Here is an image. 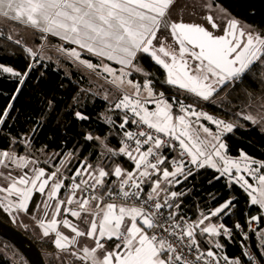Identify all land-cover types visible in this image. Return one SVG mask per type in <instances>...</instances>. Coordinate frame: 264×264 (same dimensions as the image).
I'll use <instances>...</instances> for the list:
<instances>
[{
  "label": "snow or ice",
  "instance_id": "1",
  "mask_svg": "<svg viewBox=\"0 0 264 264\" xmlns=\"http://www.w3.org/2000/svg\"><path fill=\"white\" fill-rule=\"evenodd\" d=\"M174 5L175 0H0V15L76 45L71 48L60 45L58 51L93 73L109 74L112 77L110 82L123 92L115 109L124 111L119 124L124 130V140L118 150L109 148L108 152L112 156L122 154L128 157L134 167L129 171L116 165L111 175L117 178L118 183L112 181L109 184L106 178L110 172L85 160L70 177V194L65 200L60 198L61 189L67 187L61 173L63 160L61 166L49 173L44 167H37V161L27 155L0 150V167L7 169L11 165L28 169L31 166V174L25 171L14 176L11 171H0V178L7 181V184H0V193L4 194L0 196V208L14 221L21 213L31 215L44 237L54 236L53 243L57 249L71 251L85 264H199L201 261L203 264H219L220 258L215 252L200 250L197 232L201 236L223 234L230 237L231 229L212 223V218L219 217L221 213L229 214L234 207V197L207 214L202 212L196 221H186L183 216L177 218L176 211H168L167 215L162 211L179 209V203L173 201L183 195L169 192L165 185L182 183L193 175V168L198 170L208 166L216 169L220 176L229 178L230 184L235 183L244 189L250 198V205L259 206L261 210L260 214L248 218L249 227L253 222L264 220V161H257L244 153H241L240 159L229 157L223 140L226 134L240 125L197 110L193 104L177 101L175 97L170 103L163 92L155 91L152 80L147 78L149 73L137 63L138 56L147 54L166 71L165 83L202 101H210L214 95L242 81L258 64L264 66V36L246 32L235 19H227L221 29L211 14L206 17L208 27L182 20L172 21L168 17ZM213 30L223 34L216 35ZM169 37L178 45V50L165 45L164 41ZM8 39L13 38L9 36ZM41 39L47 40V36L42 35ZM14 43L21 45L22 41L15 39ZM25 51L33 59L42 55L40 51L26 46ZM85 54L100 58V63L84 59ZM105 58L122 66L119 75L116 69L103 63ZM34 66L29 64L28 69L21 73L11 66L0 64V74L18 78L16 93L0 114V125L8 118L13 102ZM133 71L143 72V84L127 78ZM104 78L107 80V76ZM127 87L134 91L129 93ZM104 98L107 99V95ZM149 104L155 105V108L150 110ZM174 104L177 107L175 112ZM240 115L253 124L264 123V115ZM76 116L87 119L79 112ZM201 119L215 125L216 131L200 124ZM129 122L140 130L133 132L125 129ZM85 138L100 139L92 134ZM21 142L29 146L31 143L27 137ZM176 142L179 145L178 155L172 157L170 167L173 170L169 171L168 167H163L169 158L162 154V149L176 150ZM71 155L68 154L69 157ZM243 173L252 177L255 184L250 183ZM145 187L149 189L147 192ZM35 193L47 197L43 202L44 218L38 219L35 214L29 213ZM117 196L139 203H116ZM105 198L109 202H105ZM92 202H95L94 208L91 207ZM34 208L41 209V205L37 203ZM62 209L63 213L86 224L87 231L73 224L66 215L57 219L61 217ZM82 213L87 215L82 218ZM88 216H91L90 220ZM205 221L208 223L205 224ZM60 225L70 229L74 235H65L59 230ZM235 228L242 229V226L236 223ZM149 230L153 231L150 233ZM258 235L264 255V228L258 230ZM85 236L94 241V246L76 248L79 238ZM169 237H175L180 244L173 243ZM109 242L111 249L106 247ZM181 245L189 252L195 249V259H188ZM216 247L221 248L222 245L217 243ZM98 252L103 255L98 256ZM245 255L252 264H260L251 251H246ZM223 259L227 264H241L239 258L230 260L225 256Z\"/></svg>",
  "mask_w": 264,
  "mask_h": 264
},
{
  "label": "trees",
  "instance_id": "2",
  "mask_svg": "<svg viewBox=\"0 0 264 264\" xmlns=\"http://www.w3.org/2000/svg\"><path fill=\"white\" fill-rule=\"evenodd\" d=\"M212 1L221 5L234 18L256 28L259 34L264 36V0ZM41 34L38 30L10 18L0 21V64L11 66L21 73L28 69L29 64L35 65L13 102L8 118L3 125H0V150L25 151L46 161L48 168L50 165L52 168L57 164L61 166L63 160L64 165L61 168L64 167L62 171L66 174L75 172L85 160L89 164H100L110 172L106 179L111 184L116 180V177L111 175V170L116 165L129 171L134 167L128 157L122 154L112 156L108 152L109 148L118 150L122 146L121 133L111 121L121 120L123 115L119 110H111L109 101L93 89L90 82L93 76L91 70L66 56H59L60 58L53 56L41 62H34L25 51V46L43 53L46 47L41 48V46L45 42L49 43L47 46L51 48L47 47V51L50 55H54L52 46L56 47L57 44L65 43L63 45L65 48L75 47L47 33H45L47 40H42L39 37ZM9 36L13 39L9 40ZM15 39H20L21 45L15 44ZM83 58L90 59L94 64L100 63L98 57L90 54H85ZM137 63L149 73V79L152 80L155 91L163 92L170 103L175 97L177 101L183 100L240 125L232 133L223 137L227 144L228 155L238 157L244 153L257 161H264V123L253 124L240 115L241 113L258 115L256 107H260L259 104L264 100V66L258 64L242 81L214 95L210 101H202L190 93L165 83L166 71L147 54L138 56ZM132 77L136 79V75L132 74ZM17 87L18 78L10 74H0V114L7 108ZM254 105L255 108L252 107ZM173 109L177 110L175 104ZM77 112L86 116L87 119L78 118ZM88 134L100 139L87 140L85 137ZM24 137L30 138V146L21 142ZM69 153L72 154L71 157L68 156ZM169 165L170 163L167 162L164 166ZM193 170V175L188 176L172 189L177 193H183L173 201L180 205L179 209H172L178 213L177 218L183 216L186 221H196L202 212L207 214L209 210H214L232 197L235 198L234 207L229 214L221 213L219 217H215L217 222L221 221L225 215L222 219L223 223L232 226L237 222L246 223L249 217L260 214L259 206L250 205V198L244 189L235 183L230 184L229 179L226 176H220L216 169L206 166L198 170L193 168ZM37 197L38 194L33 197L31 210ZM0 219L16 226L2 208H0ZM262 226H264V220L261 221ZM16 227L37 244L46 264H66L58 260L59 250L53 243V237L38 238L31 230ZM252 238L255 249L261 254L256 231L252 232ZM197 240L203 249L211 248L206 235L201 236L198 233ZM218 241L222 245L218 252L230 260L239 258L241 264H248V259L243 253V240L239 234H233L230 237L221 234L218 236ZM0 243L16 255L0 253V264H17L15 258L19 254L23 256L20 250L1 236ZM23 258L25 259L24 256ZM68 264H85V262L73 259Z\"/></svg>",
  "mask_w": 264,
  "mask_h": 264
},
{
  "label": "rangeland",
  "instance_id": "3",
  "mask_svg": "<svg viewBox=\"0 0 264 264\" xmlns=\"http://www.w3.org/2000/svg\"><path fill=\"white\" fill-rule=\"evenodd\" d=\"M211 4L212 7L209 8L207 7V5ZM211 14L213 16V18L220 24V27L221 29H223L226 25V20L227 19H235L237 21L240 22V25L244 28V30L247 32V31H252L254 33H258L259 34V31L254 28L253 26L239 20V19H236L234 18L226 9H224L221 5H218V4H215L213 3L212 0H175V5L174 7L170 10V14H169V19L172 20V21H180L182 20L183 22H186V23H192V24H200L202 26H205V27H208V23H207V20H206V17ZM0 21L4 20L6 17H4L3 15H0ZM223 17V18H222ZM211 30V29H210ZM214 31V30H213ZM217 32H222V31H219L217 30ZM43 36L45 35V33H42ZM41 35H39V37L41 38ZM159 35V33H158ZM46 36V35H45ZM169 40V39H168ZM170 41V40H169ZM168 41V42H169ZM49 43H44L42 46L43 47H46L45 48V51H43L42 55L41 56H38L37 58L33 59L34 62H41L43 61V59H49V58H53V56H57L58 58H60L59 56H64L62 55V53L60 51H58V48L60 46V44H57L59 46L56 45V47L52 46V51L54 53V55H50V53H48L47 51V47L48 49H50L51 47L47 46ZM63 45L65 43H62ZM173 43H171L170 45H172ZM175 45V44H174ZM173 46V45H172ZM75 47H77L75 45ZM44 49V48H43ZM48 53V54H47ZM100 59V58H99ZM93 63V62H92ZM103 63L105 64H109L112 68L116 69L117 70V75H119V69L122 67V66H119V67H114L112 66L111 63H108L107 60H103ZM84 69V68H83ZM85 70V69H84ZM130 70V69H129ZM86 72V71H85ZM146 72V71H145ZM91 74L93 76H91L92 80L90 81L91 84H92V87L95 91H97L98 93H101V95L103 97H105V95H107V100L109 101L110 103V109L113 110V111H117L119 110V112L122 113V115H124V111L121 110V109H115V104L122 98V95H123V92L117 88L115 85H113L110 81L112 79V77L109 75V74H102V75H95L94 73H92L91 71ZM133 75H136V79H133L132 75L127 77L128 79H131L133 81H139L141 84L144 83L145 81V76L143 74V72L141 73H137L135 71L132 72ZM105 76H107V80L104 78ZM149 79V76L147 77ZM127 91L129 93L133 92L134 90L130 87H127ZM264 104V100L259 104L260 107H256L257 110H258V114L259 115H264V108H261V105ZM195 106V105H194ZM149 109L152 110L155 108V105H152V104H149L148 105ZM196 107V106H195ZM253 108H255V105L252 106ZM197 110H202L204 112H207L205 111L204 109H200L198 107H196ZM174 110V109H173ZM177 111V110H174V112ZM208 113V112H207ZM210 115H213L214 117H219L221 119H223L222 117L220 116H217V115H214V114H211L209 113ZM123 117V116H122ZM225 120V119H224ZM227 121V120H226ZM200 124H203L204 126H207L209 128H211V130L213 132L216 131V126L215 125H212L210 121H206V120H203L201 119V121L199 122ZM224 140V139H223ZM225 142V141H224ZM233 159H240V158H235V157H231ZM258 161H261V160H258ZM255 167V165L253 166ZM9 169L11 171H15L14 169H16L15 167L13 166H9V168L5 169V168H2L0 167V171H3V172H8ZM64 169V167L62 168ZM246 178L249 179V182L250 183H253L255 184V181L253 180L252 177H247V174L246 173H243ZM233 175H235V170L233 171ZM179 179V177H178ZM7 181L3 180L2 178H0V184L2 183H6ZM11 219V218H10ZM27 219V217L23 214H19L18 215V220L16 219L15 221L13 219H11V221L18 227H21L20 224L23 223L25 220ZM26 229H28L27 227H25ZM261 228H264V226H262ZM260 229V228H259ZM258 229V230H259ZM257 230V231H258ZM33 233V232H32ZM261 239V237H260ZM259 244L261 246V243L259 241ZM0 253L1 254H4V255H7L9 254L10 256H16L15 254H12L7 248L6 246L2 243H0ZM15 262L17 264H29L24 258L23 256H20V254L15 258Z\"/></svg>",
  "mask_w": 264,
  "mask_h": 264
},
{
  "label": "crops",
  "instance_id": "4",
  "mask_svg": "<svg viewBox=\"0 0 264 264\" xmlns=\"http://www.w3.org/2000/svg\"><path fill=\"white\" fill-rule=\"evenodd\" d=\"M48 35L53 36L51 34H48ZM53 37H56V36H53ZM56 38H59V37H56ZM104 60H107V59L105 58ZM108 63H111L112 66H114V67L121 66L116 61H108ZM9 151L15 152L16 154L21 155V156L27 155L31 159L37 161V164H36L37 167H44L46 169V172H49V173L51 171L55 170V168L57 166H60V165L57 164L56 167H53L52 168V166L50 165V168H48L49 166L48 165L46 166V161L44 162V160H40L37 156H35L33 154L27 153L25 151L19 152L16 149H12V150H9ZM48 155H50V153ZM227 155H228V153H227ZM228 156L231 157L230 155H228ZM240 157H241V155L238 156V157H235V158H240ZM92 165L94 167L97 166V165L100 166V164H92ZM163 167H168L169 168V171H172L173 170L172 167H170V165L169 166H163ZM30 168H31V166L28 169H18V168H16V169H14L15 171H11L10 169H9V171H11L14 176H16V175L23 174V172H25V171H28L30 173ZM61 172H63L62 171V168H61ZM116 180H117V178H116ZM117 183H118V181H117ZM2 184H7V182L6 183H2ZM165 186L168 187L169 192H171V191H173L172 189H173V187L176 186V184L175 185H165ZM46 191H47V189H46ZM36 194H38V197H37V201H36L35 204L39 203L41 205V209H35L34 206H33L32 210H31V203H30V205H29V213L35 214L38 219L39 218H44L42 216V209H43V202L47 199V197L45 195H43V194H40V193H35L34 196ZM69 194H70V191L69 190H66L65 188H62L61 189V193H60V198L67 200ZM3 195H4L3 193H0V196H3ZM78 196H79V194H78ZM53 203H55V202H53ZM71 207H77V206L76 205H72ZM91 207H93V208L95 207V202H92ZM21 214L25 215L27 217V219L23 223H21L20 226L21 227H24V228L27 227L29 230H31L33 232V234L36 237L43 238L44 236L42 234V229L32 220L31 215L26 214V213H21ZM50 215H51V209L49 210V216ZM65 215L67 216V219L70 220L73 224H77L81 229L87 231L88 226L86 224L81 223L80 220H78L75 217H72L70 214L63 213V209H62V215H61V217H57V219H62ZM85 215H87V214L86 213H82V218ZM10 218H11V216H10ZM88 219L90 220L91 219V216H88ZM17 220H18V217H17ZM138 223H139V221H138ZM207 223H208V221H205V224H207ZM212 223L219 224L220 223V220L217 222L215 220V217H213L212 218ZM59 230L62 231V232H64L65 235H69V236L74 235L71 232L70 229L65 228L63 225H60ZM151 231H153V230H149L150 233H151ZM198 233L199 232H197V234ZM256 233H257V236H258L259 241H261L260 236L258 235V231H256ZM204 235H206V238H207V241L209 243V246L211 247L210 249H212L214 251H217L219 249V248L216 247V244L219 243L218 236L213 237L210 234H204ZM49 237H53L54 238V236H49ZM79 240H80V243L76 246V248H79V247L85 246V245L88 246V247H90V248L94 246V241L91 240L90 238L86 237V236L79 238ZM106 247L109 248V249H111V247H112L111 242H109L108 244H106ZM97 255L98 256H102L103 253L102 252H98ZM73 259H78V256L77 255H73L71 251H65V252H61L60 250L58 251V260H59L60 263L66 262V264H68V262L70 260H73Z\"/></svg>",
  "mask_w": 264,
  "mask_h": 264
},
{
  "label": "built area",
  "instance_id": "5",
  "mask_svg": "<svg viewBox=\"0 0 264 264\" xmlns=\"http://www.w3.org/2000/svg\"><path fill=\"white\" fill-rule=\"evenodd\" d=\"M184 103L185 104H190V103H187V102H184ZM122 119L121 120L120 119L119 120L118 119H113L111 121V123L115 127H117L119 129V131L121 133V136H122V140L121 141L124 140V137H123V131L124 130H122L119 127V124L122 123ZM142 127L146 128V126H142ZM125 129L130 130V131H133V132H137V131L140 130V129L137 128L136 125L132 124L131 122H129V124H127L125 126ZM162 138H164V137H162ZM165 139H167V138H165ZM176 143H177V149L176 150L169 149V148L162 149V154L164 156H167L169 158L168 163L171 162L172 157L178 155L179 145H178V142H176ZM146 147L147 146H145V148ZM262 171H264V170H262ZM61 173L65 177V185L67 186L65 189L70 191V187H71L70 177L73 175L74 172L72 174H66V173H63V172H61ZM78 180H79V178H78ZM176 185H178V184H176ZM148 190L149 189L147 187H145V192H147ZM142 198H143V194H142ZM105 202H109L107 200V198H105ZM114 202L121 203V204L122 203H127V204H132V203H137L138 204L139 203V201H133V200H127V201H125V200L121 199L118 196L115 198ZM162 211H164L165 212V215H167V212L168 211H172V210L162 209ZM224 216L221 218V221H220L219 224L225 225L223 223V220H222L224 218ZM237 223H239V222H237ZM235 224L232 225V226H227V225H225V226L228 229H231V235H233V234H239V236L243 240V245H242L243 246V253L245 254L246 251H251L253 254L256 255V258L260 261V264H264V255H262V253L260 254V253L257 252V250L255 249L254 243H253V238H252L253 229H255V230L259 229L261 227V222H253L252 225H251V227L248 226L247 221H246V223H239L242 226V229L235 228ZM165 227H167V225H165ZM245 233H247V237H245ZM165 235H167V233H165ZM169 239L172 240L173 243H175V244H180V241H178L175 237H169ZM184 243L186 244L187 243V240H185ZM181 250H183L184 254L187 256L188 259H190V260L195 259V249H193L192 252H189L188 249L186 247H184V245H181ZM200 250L201 251H204V252H207L208 250H212V249H203V248L200 247ZM212 251L215 252L216 255H217V257L220 258L219 264H227V262L223 259V257H225L224 254H222L220 252H217V251H214V250H212ZM245 256L248 259L247 255H245ZM199 264H203V262L201 261V262H199ZM248 264H252V262H250L248 260Z\"/></svg>",
  "mask_w": 264,
  "mask_h": 264
},
{
  "label": "water",
  "instance_id": "6",
  "mask_svg": "<svg viewBox=\"0 0 264 264\" xmlns=\"http://www.w3.org/2000/svg\"><path fill=\"white\" fill-rule=\"evenodd\" d=\"M0 236L13 243L29 264H46L43 253L37 244L21 229L2 219H0Z\"/></svg>",
  "mask_w": 264,
  "mask_h": 264
},
{
  "label": "flooded vegetation",
  "instance_id": "7",
  "mask_svg": "<svg viewBox=\"0 0 264 264\" xmlns=\"http://www.w3.org/2000/svg\"><path fill=\"white\" fill-rule=\"evenodd\" d=\"M214 33L216 34V35H221V34H223L222 32H217V30H214ZM160 35V34H159ZM158 35V36H159ZM170 41H169V40ZM166 41H164V43H165V45L166 46H168V45H170L171 43H173L171 46L173 47V48H175V49H177L178 50V45L177 44H175V42L172 40V38L171 37H169ZM169 41V42H168ZM175 44V45H174Z\"/></svg>",
  "mask_w": 264,
  "mask_h": 264
}]
</instances>
